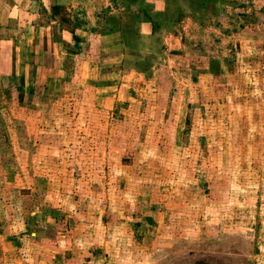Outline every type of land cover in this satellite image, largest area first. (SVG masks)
I'll return each instance as SVG.
<instances>
[{"label": "rangeland", "instance_id": "1", "mask_svg": "<svg viewBox=\"0 0 264 264\" xmlns=\"http://www.w3.org/2000/svg\"><path fill=\"white\" fill-rule=\"evenodd\" d=\"M210 10L100 85L0 45V264H264V0Z\"/></svg>", "mask_w": 264, "mask_h": 264}, {"label": "crops", "instance_id": "2", "mask_svg": "<svg viewBox=\"0 0 264 264\" xmlns=\"http://www.w3.org/2000/svg\"><path fill=\"white\" fill-rule=\"evenodd\" d=\"M228 3L230 0H0V32L8 31L10 36L8 41L3 37L0 45H12L2 50L10 52L8 62L15 75L26 78L32 73L40 89L48 91L50 85L62 81L66 56L70 60L80 54L77 49L83 53L96 50L92 52L95 56L87 57L93 64L84 60L81 67L88 84H99L102 79L117 77L127 65V72L131 70L135 61L129 60H136L146 39H155L168 28L185 30L194 21L188 13L208 9L217 13L220 5L228 7ZM175 12L184 15L183 20L169 19ZM23 63L27 66L21 67Z\"/></svg>", "mask_w": 264, "mask_h": 264}, {"label": "water", "instance_id": "3", "mask_svg": "<svg viewBox=\"0 0 264 264\" xmlns=\"http://www.w3.org/2000/svg\"><path fill=\"white\" fill-rule=\"evenodd\" d=\"M197 264H209V263H205V262L202 263V262H201V263H197Z\"/></svg>", "mask_w": 264, "mask_h": 264}]
</instances>
